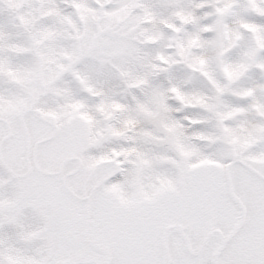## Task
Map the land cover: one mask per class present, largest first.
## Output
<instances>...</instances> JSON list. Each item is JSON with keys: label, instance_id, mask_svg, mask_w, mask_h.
I'll return each mask as SVG.
<instances>
[{"label": "snow or ice", "instance_id": "6c2138e0", "mask_svg": "<svg viewBox=\"0 0 264 264\" xmlns=\"http://www.w3.org/2000/svg\"><path fill=\"white\" fill-rule=\"evenodd\" d=\"M0 264H264V0H0Z\"/></svg>", "mask_w": 264, "mask_h": 264}]
</instances>
